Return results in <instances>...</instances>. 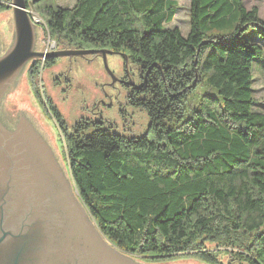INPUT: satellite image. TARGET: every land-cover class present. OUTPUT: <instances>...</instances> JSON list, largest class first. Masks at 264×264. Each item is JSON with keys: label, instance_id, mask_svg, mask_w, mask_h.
<instances>
[{"label": "trees", "instance_id": "obj_1", "mask_svg": "<svg viewBox=\"0 0 264 264\" xmlns=\"http://www.w3.org/2000/svg\"><path fill=\"white\" fill-rule=\"evenodd\" d=\"M11 2L0 0V11ZM178 8V0H27L59 45L111 49L149 70L131 94L150 116L144 135L87 120L68 128L38 94L64 134L70 180L110 242L153 264L184 255L264 264V111L253 88L264 19L244 0H191L184 36L167 26ZM56 62L37 58L28 72Z\"/></svg>", "mask_w": 264, "mask_h": 264}, {"label": "water", "instance_id": "obj_2", "mask_svg": "<svg viewBox=\"0 0 264 264\" xmlns=\"http://www.w3.org/2000/svg\"><path fill=\"white\" fill-rule=\"evenodd\" d=\"M13 39L0 49V264H153L137 260L99 230L67 177L41 127L15 94L27 65L48 56L98 53L112 77L111 49L37 48L38 20L27 0H12ZM128 74V58L125 60ZM149 72V71H148ZM127 84L141 89L147 80ZM16 123V124H15ZM187 264V263H169Z\"/></svg>", "mask_w": 264, "mask_h": 264}, {"label": "rangeland", "instance_id": "obj_3", "mask_svg": "<svg viewBox=\"0 0 264 264\" xmlns=\"http://www.w3.org/2000/svg\"><path fill=\"white\" fill-rule=\"evenodd\" d=\"M51 1V0H48ZM61 6H73L77 0H52ZM247 8H259V14L264 19V0H244ZM178 11L169 27H178L184 36H187L191 25V0H178ZM38 20L37 48L50 50L55 39L46 30L44 17L35 10H30ZM14 34L13 8H4L0 11V49L6 50L10 46ZM60 46H63L60 45ZM88 55V54H87ZM74 56L66 58L59 56L58 62L51 66H43L36 76L28 72L29 65L17 78L13 90L33 115L51 145L65 175L70 178L67 145L61 127L56 118L50 115L43 106L44 101H50L61 113L68 128L77 122L87 120L95 126L108 128L111 132L119 133L128 138L140 137L149 131L150 116L148 111L133 102L129 89L124 85L112 83V77L107 71L103 57ZM125 56L108 54L110 68L119 77L126 73ZM129 72L137 84L144 81L143 70L140 65L128 57ZM149 71V70H148ZM147 71V72H148ZM196 87V86H195ZM256 109L264 111V59H257L253 80ZM198 89L195 90V93ZM132 94V93H131ZM188 99V100H187ZM185 101L189 104L198 102L197 95H190ZM138 260V259H137ZM140 261L148 262L146 258ZM222 264H246L238 262L232 256L223 257ZM168 263L211 264L191 256H180Z\"/></svg>", "mask_w": 264, "mask_h": 264}, {"label": "flooded vegetation", "instance_id": "obj_4", "mask_svg": "<svg viewBox=\"0 0 264 264\" xmlns=\"http://www.w3.org/2000/svg\"><path fill=\"white\" fill-rule=\"evenodd\" d=\"M52 45V44H51ZM51 47V46H50ZM66 47H69V46H67V45H63V46H60L59 44H58V42H57V44H56V46L54 47L55 49H61V48H66ZM114 54H119V55H122L120 52H118V51H115L114 52ZM88 55H91L92 57L93 56H96V57H99L100 56V54H98V53H92V54H88ZM88 55H86V58L87 57H90V56H88ZM48 57H52V56H48ZM64 57H66V58H68L69 59V56H64ZM74 57V56H73ZM102 57V56H101ZM57 58V57H56ZM126 58H128V56H125V60H126ZM57 60H58V58H57ZM58 62V61H57ZM124 63H125V61H124ZM127 71V70H126ZM144 75L145 74H143L142 76L144 77ZM148 75V74H147ZM148 77V76H147ZM119 79L120 80H118L117 82L118 83H120V84H122V85H124L125 87H127L128 89H129V93H130V95H131V93H133L134 92V89H136V88H133V87H131V85H129V84H127V81H129V80H131V79H134V77L131 75V72L128 74V72H126V73H124L123 75H121V76H119ZM136 82V81H135ZM137 83V82H136ZM137 90V89H136ZM16 124V123H15ZM63 133V132H62Z\"/></svg>", "mask_w": 264, "mask_h": 264}]
</instances>
